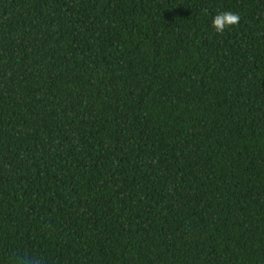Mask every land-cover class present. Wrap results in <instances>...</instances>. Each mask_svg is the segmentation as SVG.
Segmentation results:
<instances>
[{"label": "trees", "instance_id": "16d2710c", "mask_svg": "<svg viewBox=\"0 0 264 264\" xmlns=\"http://www.w3.org/2000/svg\"><path fill=\"white\" fill-rule=\"evenodd\" d=\"M37 261L264 264V0H0V264Z\"/></svg>", "mask_w": 264, "mask_h": 264}, {"label": "clouds", "instance_id": "9594fccd", "mask_svg": "<svg viewBox=\"0 0 264 264\" xmlns=\"http://www.w3.org/2000/svg\"><path fill=\"white\" fill-rule=\"evenodd\" d=\"M240 21V15L233 11H220L212 16L211 26L217 33H223L226 29L235 26ZM39 264V261L36 262Z\"/></svg>", "mask_w": 264, "mask_h": 264}]
</instances>
